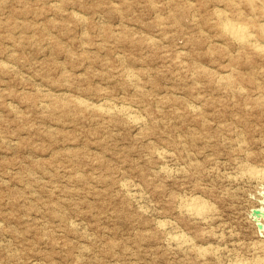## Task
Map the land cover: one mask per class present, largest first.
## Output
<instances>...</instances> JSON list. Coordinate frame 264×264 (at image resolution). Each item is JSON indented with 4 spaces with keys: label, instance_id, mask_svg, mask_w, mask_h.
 <instances>
[{
    "label": "rangeland",
    "instance_id": "374dc122",
    "mask_svg": "<svg viewBox=\"0 0 264 264\" xmlns=\"http://www.w3.org/2000/svg\"><path fill=\"white\" fill-rule=\"evenodd\" d=\"M238 1L0 0V264H264V53L222 30L264 46V0Z\"/></svg>",
    "mask_w": 264,
    "mask_h": 264
},
{
    "label": "bare ground",
    "instance_id": "6f19581e",
    "mask_svg": "<svg viewBox=\"0 0 264 264\" xmlns=\"http://www.w3.org/2000/svg\"><path fill=\"white\" fill-rule=\"evenodd\" d=\"M226 1H227V0H226ZM239 1H240V0H239ZM239 1H238V2H239ZM241 1H242V0H241ZM243 1H244V0H243ZM247 1H248V0H247ZM255 1H256V0H255ZM231 2H233V1H231ZM234 2H236V1H234ZM223 3H224V2H223ZM227 3H228V2H227ZM239 3H240V2H239ZM242 3H243V2H242ZM244 3H245V2H244ZM255 3H256V2H255ZM260 3H261V2H260ZM262 3H263V1H262ZM262 3H261V4H262ZM230 4H231V3H230ZM240 4H241V3H240ZM247 5H248V4H247ZM255 5H256V4H255ZM232 6L234 7V4H233ZM235 6H237V5H235ZM259 6H260V5H259ZM247 7H248V6H247ZM247 7H246V8H247ZM251 7H252V6H251ZM255 7H256V6H255ZM229 8H230V5H229ZM229 8H228V9H229ZM231 8H232V7H231ZM234 8H235V7H234ZM239 8H241V6H240ZM252 8H253V7H252ZM223 10H224V8H223ZM233 10H234V9H233ZM261 10H262V9H261ZM227 11H228V10H227ZM248 11H250V10H248ZM262 11H264V10H262ZM221 12H222V11H221ZM221 12H220V13H221ZM228 12L230 13L231 11L229 10ZM236 12H237V11H236ZM236 12H235V13H236ZM218 13H219V12H218ZM220 13H219V16H220ZM222 13H225V12H222ZM222 13H221V14H222ZM231 13H232V12H231ZM231 13H230V14H231ZM235 13H234V14H235ZM237 13H238V12H237ZM246 13H248V12H246ZM246 13H245V14H246ZM214 14H215V13H214ZM214 14H213V15H214ZM249 14H250V12H249ZM251 14H252V13H251ZM222 15H223V14H222ZM228 15H229V14H228ZM247 15H248V14H247ZM253 15H254V14H253ZM261 15H262V14H261ZM216 16H217V14H216ZM237 16H239V15H237ZM249 16H250V15H249ZM262 16H263V15H262ZM74 17H75V16H74ZM233 17H234V16H233ZM235 17H236V16H235ZM242 17H243V14H242ZM255 17H256V16H255ZM75 18H78V17H75ZM215 18H216V17H215ZM227 18H228V17H227ZM229 18H230V17H229ZM238 18H239V21H240V18H241V17H238ZM245 18H246V17H245ZM259 18H260V17H259ZM262 18H263V17H262ZM246 19H248V18H246ZM263 19H264V18H263ZM263 19H262V20H263ZM222 20H223V19H222ZM237 20H238V19H237ZM237 20H236V21H237ZM241 20H242V19H241ZM254 20H256V19H254ZM78 21H81V20H78ZM212 21H213V20H212ZM214 21H215V20H214ZM243 21H244V20H243ZM243 21H242V22H243ZM257 21H258V19H257ZM259 21H260V20H259ZM204 22H205V20H204ZM204 22H202V23H204ZM206 22H207V21H206ZM210 22H211V21H210ZM210 22H209V23H210ZM216 22H217V21H216ZM247 22H248V21H247ZM250 22H251V21H250ZM217 23H219V22H217ZM239 23H240V22H239ZM258 23H259V22H258ZM260 23H261V22H260ZM220 24H222V23H220ZM220 24H219V25H220ZM245 24H247V23L245 22ZM251 24H253V23H251ZM219 25H218V29H219ZM242 25H243V24H242ZM205 26H207V25H205ZM212 26H214V25H212ZM246 26H247V25H246ZM253 26H254V25H253ZM215 27H217V25H216ZM215 27H214V29H216ZM220 27H221V26H220ZM248 27H249V30H250V26H248ZM210 28H211V27H210ZM222 28H223V29H222ZM222 28H220V29L224 30V31H225V32H226V33H227L232 39L235 40L236 43L241 44V45H243V46H248V45H249V46H252V47L255 48L258 52H262V53H264V46H261V45H258V44H253V41H252V37H253V36H251L250 31H249L245 26H241V25L234 24V23H231V22H226V23H224V24L222 25ZM256 28L258 29V27H256ZM252 30H253V28H252ZM260 30H261V29H260ZM262 30H263V29H262ZM262 30H261V31H262ZM220 31H221V30H220ZM253 31H254V30H253ZM217 32H218V31H217ZM256 33H257V32H256ZM220 34H221V33H220ZM222 34H223V32H222ZM222 34H221V35H222ZM228 35H227V37H228ZM255 35H256V34H255ZM258 35H259V34H258ZM219 36H220V35H219ZM222 36H224V34H223ZM222 36H221V37H222ZM262 38H263V37H261L260 39H262ZM253 39H254V38H253ZM263 39H264V38H263ZM227 40H228V39H227ZM227 40H226V42H225L226 44H227ZM224 41H225V40H224ZM258 41H259V40H258ZM258 41H257V42H258ZM229 42H230V41H228V43H229ZM255 42H256V41H255ZM260 42H262V41H260ZM233 43H234V42H233ZM226 44H224V45H226ZM231 45H233V44H231ZM228 46H230V43H229ZM235 46H237V45L235 44ZM229 48H235V47L232 46V47H229ZM246 48H247V47H246ZM246 48H245V49H246ZM253 48H250V49L248 48V49H249V51H251V49H253ZM206 49H207V48H206ZM208 49H209V48H208ZM225 49H227V48H225ZM248 49H247V51H248ZM253 50H254V49H253ZM253 50H252V51H253ZM236 51H237V50H236ZM247 51H246V52H247ZM249 51H248V52H249ZM232 52H233V51H232ZM244 52H245V51H244ZM254 52H255V51H254ZM238 53H239V54H242L243 51H242V53H240V52H238ZM250 53H251V52H250ZM255 54H256V53H255ZM255 54H254V56H255ZM242 55H243V54H242ZM245 55H247L248 57H250L248 54H245ZM245 55H244V56H245ZM250 55H251V54H250ZM252 55H253V54H252ZM260 55H261V54H260ZM231 56H232V55H231ZM240 56H241V55H240ZM240 56H238V58L236 59L235 63L237 62L238 59H240ZM254 56H253V57H254ZM256 56H257V55H256ZM241 57H243V56H241ZM258 57H259V56H257V58H258ZM255 58H256V57H255ZM255 58H254V59H255ZM257 58H256V59H257ZM258 59H260V58H258ZM262 59H264V57H262L261 60H262ZM241 60H243V59H241ZM241 60H240V61H241ZM243 61H244V60H243ZM258 61H259V60H258ZM262 61H263V60H262ZM233 62H234V60H233ZM238 62H239V61H238ZM244 62H245V61H244ZM252 62H253V61H252ZM254 62H256V61H254ZM254 62H253V63H254ZM194 64H195V63H194ZM194 64H193V65H194ZM197 64H198V63H197ZM197 64H196V66H198ZM238 64H239V63H238ZM238 64H237V65H238ZM256 64H257V63H256ZM193 65H191V67H193ZM249 65H250V64H249ZM196 66H195V67H196ZM199 66H200V65H199ZM252 66H254V64L251 65L250 67H252ZM255 66H256V65H255ZM197 68H198V67H197ZM197 68H196V69H197ZM261 68L263 69V67H261ZM259 69H260V68H259ZM256 70H257V69H256ZM235 72H236V71H235ZM197 73H198V72H197ZM202 73H204V72H202ZM237 73H238V72H237ZM250 73H251V72H250ZM198 74H199V73H198ZM233 74H234V72H233ZM238 74H239V73H238ZM257 74H258V73H257ZM218 75H219V74H217V76H218ZM239 75H240V74H239ZM248 75H250V74H248ZM220 76H221V75H220ZM241 76H242V75H241ZM250 76H251V75H250ZM215 77H216V76H215ZM229 77H230V76H229ZM248 77H249V76H248ZM225 78H226V77H225ZM235 78H236V77H235ZM235 78H234V79H235ZM213 79H214V78H213ZM218 79H219V78H218ZM229 79H230V78H229ZM234 79H233V80H234ZM240 79H241V78H240ZM253 79H254V78H253ZM210 80H211V79H210ZM235 81H236V79H235ZM235 81H234V82H235ZM240 81H241V80H240ZM240 81H239V82H240ZM255 81H256V80H255ZM255 81H254V82H255ZM210 82L212 83V81H210ZM220 82H221V81H220ZM226 82H227V81H226ZM234 82H233V83H234ZM237 82H238V80H237ZM241 82H242V81H241ZM256 82H257V81H256ZM229 83H230V82H229ZM229 83H228V84H229ZM231 83H232V82H231ZM231 83H230V84H231ZM233 83H232L231 85H233ZM242 83H243V82H242ZM226 84H227V83H226ZM230 84H229V86L231 87ZM259 84H260V83H259ZM215 85H216V84H215ZM217 85H218V84H217ZM220 85H223V84L220 83ZM220 85H219V86H220ZM227 86H228V85H227ZM241 86H242V85H241ZM243 86H244V85H243ZM249 86H250V84H249ZM230 87H229V88H230ZM234 87H235V86H234ZM234 87H233V88H234ZM256 87H257V85H256ZM221 88H223V87H221ZM233 88H232V89H233ZM243 88L245 89L246 87H243ZM247 88H248V87H247ZM218 89H220V88L218 87ZM223 89H224V88H223ZM232 89H229V90H232ZM253 89H254V88H253ZM258 89H259V88H258ZM258 89H257V90H258ZM233 90H234V89H233ZM245 90H249V89H245ZM250 90H252V89H250ZM254 90H255V89H254ZM254 90H253V91H254ZM260 90H261V88H260ZM262 90L264 91V89H262ZM224 91H225V89H224ZM235 91H236V89H235ZM253 91H252V92H253ZM231 92H233V91H231ZM246 92H247V91H246ZM256 92H259V90L256 91ZM228 93H229V92H228ZM237 93H238V92H237ZM240 93H241V92H240ZM259 93H261V92H259ZM262 93H264V92H262ZM232 94H233V93H232ZM232 94H231V95H232ZM233 95H236V94H233ZM252 95H253V94H252ZM256 95H257V94L255 93V96H256ZM239 96H240V95H239ZM253 96H254V95H253ZM250 97H251V96H250ZM256 97H257V96H256ZM246 98H247V97H246ZM246 98H245V96H244V99H246ZM254 98H255V97H254ZM263 98H264V97L262 96V99H263ZM251 99H252V98H251ZM258 99H259V98H258ZM105 101H106V100H105ZM248 101H249V100H248ZM259 101H261V100H259ZM81 102H82V101H81ZM81 102H80V103H81ZM85 102H86V101H85ZM254 102L256 103V100H255ZM86 103H87V102H86ZM106 103H107V101H106ZM106 103H105V104H106ZM81 104H83V103H81ZM88 104H89V103H88ZM105 104H104V105H105ZM111 104H112V103H111ZM186 104L188 105L189 103L186 102ZM245 104H246V102H245ZM257 104H258V103H256L255 107L257 106ZM90 105H91V104H90ZM108 105H109V104H108ZM260 105H261V104H260ZM262 105H264V104L262 103ZM94 106H95V105H94ZM191 106H193V105H191ZM82 107H83V105H82ZM88 107H89V106H88ZM91 107H92V106H91ZM100 107H101V106H100ZM103 107H104V106H103ZM105 107H106V106H105ZM109 107H110V105H109ZM85 108H86V106H85ZM92 108H94V107H92ZM110 108H111V107H110ZM127 108H128V107H127ZM257 108H258V107H257ZM259 108H260V107H259ZM95 109H96V107H95ZM100 109H101V108H100ZM114 109H115V108H114ZM120 109H121V108H120ZM125 109H126V108H125ZM125 109H121L120 111H118V113L120 112L122 115H126V114H127V115H126V116L128 117L127 119H129L132 123H135V125H136L137 123H139V119H138V117L133 116V115L130 113L131 111L128 112V111L125 110ZM111 110H112V109H111ZM117 110H118V109H117ZM117 110H116V111H117ZM191 110H193V109H191ZM197 110H198V108H197ZM197 110H196V111H197ZM262 110H263V109H262ZM97 111H98V110H97ZM101 111H102V110H101ZM196 111H195V112H196ZM105 112H106V111H105ZM108 112H110V111H108ZM111 112H112V111H111ZM132 112H134V111L132 110ZM260 112H261V111H260ZM262 112H263V111H262ZM103 113H104V111H103ZM105 114H106V113H105ZM112 114H113V113H112ZM260 114H261V113H260ZM263 114H264V113H262V115H263ZM106 115H107V114H106ZM117 115H118V114H117ZM107 116L109 117V115H107ZM117 117H118V116H117ZM121 117H122V116H121ZM113 118H114V117H113ZM115 118H116V116H115ZM260 118H261V117H260ZM201 122H202V120H201ZM206 122H207V121H206ZM156 123H157V122H156ZM156 123H155V124H156ZM247 123H248V122H247ZM145 124H146V123H145ZM155 124H154V125H155ZM199 124H200V123H199ZM138 125H139V124H138ZM151 125H152V124H151ZM148 126H149V125H148ZM157 126H158V125H157ZM200 126H201V125H200ZM202 126H203V125H202ZM202 126H201V127H202ZM138 127H139V126H138ZM146 127H147V126H146ZM235 128H236V127H235ZM247 128L249 129V127H247ZM259 128H260V127H259ZM261 128H262V127H261ZM147 129H148V128H147ZM237 129H238V128H237ZM251 129H252V128H251ZM251 129H250V130H251ZM231 130H232V129H231ZM250 130H249V131H250ZM253 130H254V127H253ZM239 131H241V130H239ZM259 131H263V129H261V130H259ZM231 132H232V131H231ZM247 132H248V131H247ZM247 132H246V133H247ZM254 132H255V131H254ZM237 133H238V132H237ZM248 133H249V132H248ZM250 133H251V132H250ZM252 133H253V132H252ZM190 134H191V133H190ZM241 134H242V133H241ZM244 134H245V133H244ZM260 134H261V132H260ZM260 134H259V135H260ZM248 135H249V134H248ZM248 135H247V136H248ZM261 135H262V134H261ZM189 136H190V135H189ZM233 136H234V135H233ZM247 136H246V137H247ZM253 136H254V135H253ZM253 136H252V138H253ZM262 136H264V135H262ZM209 137H210V136H209ZM211 137H213V136H211ZM234 137H237V136L235 135ZM240 137H241V136H240ZM240 137H239V138H240ZM188 138H190V137H188ZM191 138H192V137H191ZM203 138H205V137H203ZM206 138H207V137H206ZM213 138H214V137H213ZM244 138H245V137H244ZM260 138H262V137H260ZM192 139H195V138H192ZM225 139H226V138H225ZM236 139H238V138H236ZM240 139H241V138H240ZM240 139H239V141H240ZM242 139H243V137H242ZM253 139H254V138H253ZM263 139H264V138H262V140H263ZM221 140H222V139H221ZM223 140H224V139H223ZM243 140H244V139H243ZM243 140H242V142H243ZM256 140H257V139H256ZM202 141H204V140H202ZM212 141H213V139H212ZM224 141H225V140H224ZM227 141H228V140H227ZM232 141H233V140H232ZM237 141H238V140H237ZM244 141H246V140H244ZM253 141H254V140H253ZM189 142H190V140H189ZM200 142H201V141H200ZM207 142H208V141H207ZM254 142H256V141H254ZM254 142H253V143H254ZM205 143H206V142H204V144H205ZM209 143H210V142H209ZM209 143H208V144H209ZM223 143H224V142H223ZM234 143H235V141H234ZM194 144H195V143H194ZM212 144H213V143H212ZM224 144H225V143H224ZM247 144H248V143H247ZM249 144H251V143H249ZM261 144H262V143H261ZM261 144H260V145H261ZM205 145H206V144H205ZM205 145H204V146H205ZM225 145H226V144H225ZM228 145H229V144H228ZM232 145H233V144H231V146H232ZM255 145H257V143H256V144L254 143V147H255ZM263 145H264V144H263ZM211 146H212V145H211ZM244 146H245V145H244ZM252 146H253V145H252ZM206 147H207V145H206ZM242 147H243V145H242ZM242 147H241V148H242ZM257 147H258V146H257ZM209 148H210V147H209ZM228 148H229V147H228ZM236 148H237V147H236ZM258 148H261V147H258ZM231 149H232V148H231ZM248 149H249V148H248ZM241 150H242V149H241ZM234 151H235V150H234ZM236 151H237V154H238L239 150H236ZM242 151H243V150H242ZM242 151L240 152V154L242 153ZM245 151H246V150H245ZM164 152H165V151H164ZM188 152H189V151H188ZM232 152H233V149H232ZM246 152H247V151H246ZM161 153H162V152H161ZM166 153H167V152H166ZM244 153H245V152H244ZM244 153H243V154H244ZM248 153H249V152H248ZM164 154H165V153H164ZM243 154H242V155H243ZM250 154H251V152H250ZM252 154H253V153H252ZM260 154H261V153H260ZM158 155H159V154H158ZM170 155H171V154H170ZM258 155H259V154H258ZM160 156H161V154H160ZM162 156H163V155H162ZM171 156H172V155H171ZM244 156H245V155H244ZM244 156H243V157H244ZM247 156L250 157L249 155H247ZM251 156H252V155H251ZM261 156H262V154H261ZM165 157H166V156H165ZM236 157L238 158V156H236ZM245 157H246V156H245ZM263 157H264V155H263ZM170 158H171V157L169 156V159H170ZM172 158H173V157H172ZM192 158H193V157H192ZM192 158H191V159H192ZM240 158H241V157H240ZM193 159H194V158H193ZM241 159H242V158H241ZM258 159H259V158H258ZM189 160H190V158H189ZM249 160H250V158L247 159V161H249ZM262 160H263V159H262ZM158 161H160V160H158ZM164 161H165V160H164ZM171 161H172V160H171ZM233 161H234V160H233ZM245 161H246V160H245ZM263 161H264V160H263ZM172 162H173V161H172ZM243 162H244V160H243ZM253 162H254V161H253ZM258 162H259V161H258ZM159 163H160V162H159ZM170 163H171V162H170ZM248 163H249V162H248ZM251 163H252V161H251ZM261 163H262V161H261ZM162 164H163V163H162ZM236 164H237V163H236ZM252 164H256V161H255V163H252ZM258 164H259V163H257V165H258ZM234 165H235V164H234ZM240 165H241V164H240ZM263 165H264V164H263ZM263 165H262V166L259 165V166H261V167L263 168ZM189 166H190V164H189ZM189 166H188V168H189ZM191 166H192V165H191ZM191 166H190V167H191ZM232 166H233V165H232ZM160 167H161V166H160ZM193 167H195V166H193ZM198 167H200V166H198ZM234 167H235V166H234ZM240 167H241V166H240ZM245 167H246V166H245ZM158 168H159V167H158ZM161 168H162V167H161ZM169 168H170V167H169ZM196 168H197V167H196ZM164 169H165V168H164ZM193 169L195 170V168H193ZM200 169H201V168H200ZM202 169H203V168H202ZM230 169H232V168H230ZM167 170H168V169H167ZM196 170H197V169H196ZM234 170H236V169H234ZM158 171H159V170H158ZM164 171H165V170H164ZM168 171H169V170H168ZM171 171H173V170H171ZM189 171H190V168H189ZM237 171H238V170H237ZM161 172H162V171H161ZM177 172H178V171H177ZM190 172H191V171H190ZM190 172H189V173H190ZM193 172H194V171H193ZM198 172H199V171H198ZM246 172H247V171H245V173H246ZM249 172H250V171H249ZM249 172H248V173H249ZM165 173H167V171H166ZM168 173H169V172H168ZM173 173H175V172H173ZM180 173H181V171H180ZM194 173H195V172H194ZM202 173H205V172H202ZM206 173H207V172H206ZM206 173H205V174H206ZM232 173H234V171H233ZM160 174H161V173H160ZM170 174H171V173H170ZM197 174H199V173H197ZM237 174H238V173H237ZM171 175H172V174H171ZM203 175H204V174H203ZM203 175H202V176H203ZM230 175H232V174H230ZM230 175H229V176H230ZM249 175H250V174H249ZM249 175H248V177H249ZM168 176H169V175H168ZM234 176H235V175H234ZM234 176H233V177H234ZM243 176H244V175H243ZM250 176H251V175H250ZM252 176H254V177L259 178V179L262 180V179H264V170H256V171H253V172H252ZM199 177H200V176H199ZM222 177H223V176H222ZM245 177H246V176H245ZM245 177H244V178H245ZM248 177H247V178H248ZM200 178H201V177H200ZM202 178H203V177H202ZM224 178H225V177H224ZM224 178H223V179H224ZM234 178H235V177H234ZM240 178H241V177H240ZM242 178H243V177H242ZM240 180H241V179H240ZM225 181H226V180H225ZM228 181H234V180H228ZM235 181H236V179H235ZM246 181H247V180H246ZM236 182H237V181H236ZM236 182H234V183H236ZM260 182H261V181H260ZM262 182H263V181H262ZM234 183H233V184H234ZM238 184H240V183L238 182ZM241 184H243V183H241ZM125 185H126V184H125ZM129 185H130V184H129ZM253 185H254V184H253ZM262 185H263V184H262ZM256 186H257V185H256ZM126 187H127V186H126ZM126 187H125V190H126ZM129 188H131V187H129ZM129 188H128V189H129ZM129 190H131V189H129ZM135 191H136V190H135ZM137 191H138V190H137ZM138 192H139V191H138ZM132 194H133V193H132ZM138 194H139V193H138ZM140 194H141V193H140ZM128 195L130 196V192H129ZM134 195H135V194H134ZM134 195H133V197H134ZM138 196H139V195H138ZM138 196H137V197H138ZM197 196H198V195H197ZM197 196H196V197H197ZM135 197H136V196H135ZM139 197H141V195H140ZM139 197H138V198H139ZM190 197H191V196H190ZM199 198H200V196H199ZM135 199H136V198H135ZM142 199H143V198H142ZM138 200H140V199H138ZM206 201H207V200H206ZM140 203H141V202H140ZM180 203H181V202H180ZM137 204H138V203H137ZM141 205H142V204H141ZM210 205H211V204H210ZM210 205H209V206H210ZM140 207H141V206H140ZM212 207H213V206H212ZM213 208H214V207H213ZM143 209H145V207H144ZM211 209H212V208H211ZM184 210H185V213H187V215H190V216H192L193 218L195 217V219L198 218V219H200V220H202V221H204L203 219H205V217H207L206 214L209 213V212H207V208H206L202 203H200L199 200H196V199L191 200V201H189V202H186V205H185V209H184ZM213 210H214V209H212V211H213ZM142 211H143V210H142ZM214 212H215V211H214ZM144 213H146V212H144ZM180 213H181V211H180ZM210 214H211V211H210ZM212 215H213V214H212ZM212 215H211V216H212ZM214 217H215V216H214ZM217 217H218V216H217ZM209 218H210V217H209ZM212 218H213V217H212ZM216 219H217V218H216ZM196 220H197V219H196ZM205 220H206V219H205ZM214 220H215V219H214ZM191 221H192V220H191ZM206 222H207V221H206ZM206 222H205V223H206ZM208 222H209V223H208ZM208 222H207V223L210 224V221H209V220H208ZM213 222H214V221H213ZM213 222H212V223H213ZM215 222H216V221H215ZM164 223H165V222H164ZM169 223H170V222H169ZM169 223H168V224H169ZM202 223H203V222H201V225H202ZM161 224H162V222H161ZM168 224H167V225H168ZM170 224H171V223H170ZM197 224H198V223H197ZM208 224H207V225H208ZM213 224H214V223H213ZM167 225H166V226H167ZM211 225H212V224H211ZM157 226H158V225H157ZM161 226H162V225H161ZM164 226H165V225H164ZM164 226H163V227H164ZM169 226H170V225H169ZM218 226H219V225H218ZM159 227H160V226H159ZM171 227H172V225H171ZM221 227L223 228L222 225H221ZM221 227H220V228H221ZM9 228H10V227H9ZM9 228H8V230H9ZM160 228H161V227H160ZM172 228H175V227H172ZM161 229H162V228H161ZM163 229H164V228H163ZM10 230H11V229H10ZM10 230H9V231H10ZM167 230H168V229H167ZM172 230H174V229H172ZM220 230H221V229H220ZM222 230H223V229H222ZM222 230H221V231H222ZM11 231H13V230H11ZM164 231H165V230H164ZM176 231H177V229H176ZM167 232H168V231H167ZM219 232H220V231H219ZM171 233H172V231H171ZM165 234H166V233H165ZM220 234H221V233H220ZM222 234H223V232H222ZM216 235H217V234H216ZM217 236H218V235H217ZM168 237H169V236H168ZM220 237H221V236H220ZM223 237H224V236H223ZM165 238H166V237H165ZM188 238H189V237H188ZM170 239H171V236H170ZM219 239H220V238H219ZM221 239H222V237H221ZM224 239H225V238H224ZM172 240L175 241L174 244L177 243L181 248H182V247L185 248V247H187V246L190 245V244H189V241L187 240V238L184 237L183 233H182V235L172 236ZM172 240H171V241H172ZM173 241H172V242H173ZM167 242H168V240H167ZM223 242H224V241H223ZM191 243H192V242H191ZM217 243H218V242H217ZM220 244H221V243H220ZM222 244H223V243H222ZM222 244H221V245H222ZM170 245H171V244H170ZM218 245H219V244H218ZM235 246H236V245H235ZM235 246H234L233 248H235ZM189 247H190V246H189ZM189 247H188V248H189ZM222 247H225V248H226V246H224V245H223ZM175 248H176V246H175ZM177 248H178V247H177ZM184 248H182V249H183V252H184V250H186V249H184ZM197 248H198V247H197ZM182 249H181V250H182ZM189 249H191V248H189ZM189 249H188V250H189ZM219 249H220V248H219ZM226 249H227V248H226ZM228 249H229V248H228ZM228 249H227V250H228ZM253 249H254V248H253ZM255 249H257V248H255ZM259 249H261V248H258L257 251H258ZM181 250H179V251H181ZM197 250H198V249H197ZM216 250H218V249L215 248V252H217ZM227 250H226V251H227ZM236 250H237V249H236ZM236 250H235V251H236ZM191 251H192V250H191ZM193 251H195V250H193ZM233 251H234V250H233ZM198 252H199V251H198ZM229 252L231 253V250H229ZM255 252H256V251H255ZM195 253H196V251H195ZM219 253L222 254V252H219ZM224 253H225V252H224ZM256 253H257V252H256ZM256 253H255V254H256ZM212 254H213V253H212ZM224 255H225V254H224ZM226 255H227V254H226ZM226 255H225V256H226ZM229 255H231V254H229ZM11 256H12V255H11ZM213 256H214V255H213ZM218 256H219V255H218ZM227 256H228V255H227ZM227 256H226V257H227ZM236 256H237V255H236ZM254 256H255V255H254ZM13 257H14V256H13ZM233 257H234V256H233ZM252 257H253V256H252ZM227 258H228V257H227ZM239 258H240V257H239ZM241 258H242V257H241ZM241 258H240V261H241ZM253 258H254V257H253ZM256 258H257V257H256ZM262 258H263V257H262ZM215 259H216V256H215ZM229 259H230V258H229ZM231 259H232V258H231ZM233 259H234V258H233ZM251 260H252V259H251ZM228 261H230V260H228ZM228 261H227V262H228ZM245 261H246V260H245ZM248 261H249V260H248ZM253 261H254V260H253ZM258 261H259V259H258ZM258 261H256V262H258ZM251 262H252V261H251ZM263 262H264V260H263ZM263 262H262V263H263ZM225 263H226V262H225ZM231 263H232V262H231ZM239 263H241V262H239ZM245 263H246V262H245ZM250 264H251V263H250ZM260 264H261V263H260Z\"/></svg>",
    "mask_w": 264,
    "mask_h": 264
}]
</instances>
